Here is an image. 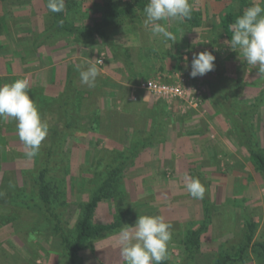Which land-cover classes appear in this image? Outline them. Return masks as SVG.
Returning <instances> with one entry per match:
<instances>
[{
	"label": "rangeland",
	"instance_id": "rangeland-1",
	"mask_svg": "<svg viewBox=\"0 0 264 264\" xmlns=\"http://www.w3.org/2000/svg\"><path fill=\"white\" fill-rule=\"evenodd\" d=\"M65 1L81 4V10L86 14L83 18L84 21L78 14L81 18L79 20L75 18L76 14H71L67 10V13L70 14L69 21L74 27L77 26L80 28L84 25L93 26L94 23L100 22L104 10L103 5L107 0ZM120 1L123 3L129 0ZM101 2L102 4H100ZM189 2L193 6V11L197 8L200 9L196 13L199 15L200 22L202 23L203 21V25L206 24L210 27V30L208 32L206 30V32L209 34L208 37L211 36V25L217 22L223 14L226 3H219L213 0H189ZM228 3L230 2L228 1ZM230 4L234 6L232 1ZM11 8L14 11L13 15L10 12ZM75 9L77 8L71 11ZM91 10H94V14L100 15L98 20H91L92 17L88 14ZM135 11L131 17L123 18L122 24L109 29L111 31V40L114 44H116L115 37L118 36V29L120 27L122 28L128 24L127 27L130 28L135 23L137 24L139 17H142L138 14L137 10ZM47 13L48 9L46 8L44 0H0V38L7 36L6 38L10 37L12 39L13 33L9 32L10 22H12V25H23L22 31L24 32L26 29L24 34L29 36L28 43H30L27 47V56L30 60L36 59L38 48H34L31 43L34 42L36 34L43 31L49 25V22H51L50 16L47 18ZM93 19H96V16ZM88 20L91 21L90 24L86 23ZM172 21L173 23H177L175 20ZM26 25L27 27L25 28L24 26ZM179 25H181L180 22H178ZM5 28L7 31H5ZM14 28L15 26H13ZM136 28H138L137 32L140 35L145 33L144 27L138 25ZM189 28L191 29L192 27ZM16 37L17 35L13 39H16ZM197 38L203 40L200 36H197ZM60 39L64 40V38L59 37L50 38L49 48L60 41ZM96 39L100 40L97 36L94 37V40ZM203 41V46L210 45L209 40L208 42H205V39ZM97 44L91 45L97 46ZM100 45H102L100 55L104 62V58L107 57L108 53H111L107 45L103 43ZM192 49V45L189 43V51L193 53ZM135 56L139 60L137 53ZM240 64L243 65L244 71L246 69L255 71L254 68L246 65L242 59L238 58L234 62V67H230V70L227 67L228 65L225 67L215 65V69L203 77L191 79V83L189 84L192 88L200 87L204 91L196 107L179 99L167 101L168 112H172L171 115L174 116V119H177L178 116L176 114L178 111H182L183 114L181 115L183 117L188 116L190 121L197 122L199 126L189 129L193 131L191 134L201 132L205 136L206 133L207 135L214 136L212 140L214 141L213 145H215L213 148L215 160L211 161L210 159V163L209 159H205V161L202 159L198 160L201 161L202 166L200 168L204 176L203 186L205 187L204 198L197 201L201 203L200 211L198 209L195 210L196 207L194 209L187 207V202L192 197L184 190L183 175L188 170L185 166L179 170L181 174H175V171H173L174 167L172 166L173 162L170 160L159 159L157 162L155 161L157 165H149L147 159H136L138 157L137 155L134 158L135 160L132 166H129L124 171L122 180L127 192V199L130 202L137 203L131 212L129 226L134 225L137 217L140 215H159L164 218L165 222L173 226V235L168 246V259L165 261L166 264H214L216 255L226 243V246L231 248L242 240L241 230L245 218L257 222L254 239L257 240L260 237H264V179L254 172L253 166L249 162L248 153L239 145L237 137L229 130L230 123L222 116L219 106L214 103L210 91L211 85L215 84V80L218 77V71L225 70L226 76L234 80L241 78L245 82L238 102L243 107L252 105L256 98L264 91V78L248 79L249 82L247 83L244 75L241 77L237 76L238 70L242 69ZM235 67L236 69H234ZM68 70L69 68L67 69V73ZM128 78H130L129 75ZM123 102L129 103L128 98L122 97L120 103ZM259 107H261L259 112L249 122L257 134V147L264 148V104ZM173 116L169 117V120L173 119ZM125 120L129 121L127 124L130 126L126 129L123 127L126 124L124 123ZM112 122L111 125L114 126L115 131L113 133L109 132V134L116 136L115 138H104L99 135L102 138L101 143L95 146L96 136L89 135L88 139L70 138L66 144V149L70 150L69 173L63 179L58 178L56 184H54V190L58 193L62 191L68 201L63 215L67 228L73 227L79 215L80 205L88 201L90 193L99 184V173L101 174V169L97 168L96 164L99 157L101 155L103 156V154L100 155L102 150L108 151L127 146L126 140L128 139V135H126L125 142H123L124 130L128 131L134 125L130 120L118 119L116 116ZM149 123L150 121H146L143 123V126L147 128ZM2 135L3 133L0 129V264H68L69 262L64 257L61 258L60 252L56 251L57 244L53 242V239L49 238L45 240L49 235L43 236L33 232L34 234L32 235L34 237L28 240L29 235L20 232L24 230L25 223L20 220V222L13 224L11 217H8L10 210L15 207L10 202L6 204L2 202L7 197V193L3 187L5 184H8L7 191L9 192V190H13L12 187L9 188L11 184L18 187H23L26 184L25 186L28 192L29 186L28 180L25 177V171L33 169L35 162L34 159L29 160L25 156L24 147L19 141V138L13 141L12 139H6L5 133ZM118 135H121V137L117 140ZM99 136L97 135V137ZM6 152L10 154L8 155V159L3 161L2 159ZM143 162H146L147 167L146 165L145 167L143 166ZM138 165L141 166L140 169L144 172L138 175H132V169L139 167ZM158 167L161 168L158 169V172H154ZM205 182L207 185L212 182V191L206 188L204 185ZM114 206V202L110 200L101 201L95 210L96 219L110 221L114 213ZM205 206L207 207L204 211ZM206 214H208L207 218ZM189 216L193 218L189 220ZM29 219L31 221L30 217ZM202 226H205L204 230H201ZM44 228L43 231L46 232L51 229V226H44ZM197 229L201 230V240L199 242V248L193 250L190 249L186 241L191 232ZM117 233L114 232L105 238L93 241L88 247L77 253L74 259L76 260L75 263L123 264L119 255L120 245ZM35 253L37 256H35V259H32V255ZM249 254L252 259L249 264H257L251 251Z\"/></svg>",
	"mask_w": 264,
	"mask_h": 264
},
{
	"label": "trees",
	"instance_id": "trees-1",
	"mask_svg": "<svg viewBox=\"0 0 264 264\" xmlns=\"http://www.w3.org/2000/svg\"><path fill=\"white\" fill-rule=\"evenodd\" d=\"M44 1L46 5L47 0ZM213 1L225 2L226 5L223 14L215 22L216 24H213L214 27L211 30V35L213 36L209 37L225 38L226 40L230 39L231 36L228 31V25L246 7L256 3H261V6L264 7V0ZM228 1L230 3L232 1L234 6ZM147 3L148 0H129L123 3L120 0H107L103 5L104 10L100 22L94 23L93 26L84 25L79 28L77 26L74 27L69 21L70 14L67 13V10L71 14H76L75 18L78 20L81 19L80 17L83 19L86 14L81 10V4L65 1V10L62 13L48 11L47 18L50 16L51 22L42 32L36 34L34 42L31 44H33L34 48H38L42 44H49L50 38L59 37L67 38L68 40L71 36H74V39L80 45L97 44L99 40H94V37L97 36L101 43L107 45L114 59L121 60L125 73L131 74L133 54L131 50L124 49L113 43L109 29L122 24L123 18L131 17L135 10L143 12V8ZM74 8L77 9L71 11ZM187 21L192 28L201 26L199 15L196 12L192 11L191 19ZM218 33L219 36H217ZM163 57L147 54L145 59L157 60L163 59ZM218 72L215 84L211 85L210 89L213 101L219 106L222 116L229 121V130L237 137L239 145L248 153L249 162L253 166L254 172L264 179V148L257 147V134L249 122L259 112L261 108L259 106L264 104V91L252 105L243 107L238 100L239 95L243 91L244 80L241 78L234 80L226 76L225 70ZM141 80H146V78L142 76ZM85 91V85L80 83L76 65L70 66L62 90L55 95H43L40 98V101L42 99L40 103L34 100L36 94L40 91L37 89L31 91L35 96V98L31 99L35 101L42 119L49 126L48 135L40 146L39 154L34 158V168L25 171L29 186L28 192L26 184L23 187L11 184L9 188L12 187L13 190H9V192L7 191L8 184L3 187L7 197L2 202L5 204L10 202L15 207L8 213L12 223L15 224L20 222V220L25 223L24 230L20 232L23 234L27 233L29 235L28 240L34 237L32 235L34 234L33 232L43 236L49 235L45 240L53 239V242L57 244L56 251L60 252L61 258L64 257L69 262L68 264H76L74 259L77 253L88 247L93 241L118 232L123 225L129 226L131 212L137 203L130 202L127 199V192L122 180L124 171L129 166H132L134 158L143 150L153 144L156 145L164 141L167 129L166 121L171 117V114L166 111L167 101L159 99L151 112L140 113L139 118L135 119L141 123H134V127H131V138L127 146L108 151L102 150L100 155L103 154V156L99 157L96 164V167L101 169L99 184L90 193L88 201L80 205L79 215L73 227L67 228L63 215L68 201L62 191L58 193L54 190V184H56L58 178L63 179L69 173L70 150L66 149V144L70 138L88 139L89 135L96 136L95 146L101 143L102 138L100 136L115 138L116 136L109 134V132L113 133L115 131L114 126L111 124L115 116L118 119L121 118L117 117L114 111L112 116L109 115V112V114L102 112L103 110L94 103L95 100L92 101L90 97H85ZM134 93L136 100L141 101V97L146 91L136 86ZM124 97L128 98V95ZM119 100L120 102L122 101L121 98ZM119 100L111 102L110 107L113 110H116V106L119 105L123 111L134 107L133 104L135 103H120ZM129 104L131 107L128 106ZM147 120H150V123L145 128L143 123ZM97 135L100 136L97 137ZM9 154L6 152L2 160H7ZM191 175L199 178L202 184L204 183L202 177L197 173H193V170ZM103 200H110L115 204L114 213L110 221L97 220L95 217V210ZM206 207H204V211ZM207 216L208 214H206V218ZM44 226H51V229L45 232L43 231L45 229ZM13 227L15 229L14 225ZM242 227V240L231 248H228L226 243L216 255L214 264H249L252 261L249 254L250 251L257 264H264V237H260L257 240L254 239L257 222L245 218ZM201 228V230H204L205 226ZM201 230L197 229L191 232L186 241L190 249L199 248ZM29 250L31 251V249ZM35 256H37L36 253L32 255V259H35ZM164 264H166L165 261Z\"/></svg>",
	"mask_w": 264,
	"mask_h": 264
},
{
	"label": "crops",
	"instance_id": "crops-1",
	"mask_svg": "<svg viewBox=\"0 0 264 264\" xmlns=\"http://www.w3.org/2000/svg\"><path fill=\"white\" fill-rule=\"evenodd\" d=\"M100 4H102V2ZM10 10L9 11L12 12L13 15V9L11 8ZM197 10L200 9L197 8L193 12H198ZM88 14L92 17L91 20H98L100 17L99 14H94V10H91ZM138 14L142 17L138 18L137 24L135 23L130 28L127 27L128 24L124 25L122 28L120 27L118 29L119 34L115 37L117 45L124 49L131 50L133 54L132 73L125 74L121 60H115L114 57L108 53L107 57L104 58L103 64H97V67L100 68L101 71L97 77L95 88L89 89L85 85V97H90L92 101L95 100L94 103L103 110L102 112L106 114L110 113L109 115L112 116L114 111L117 117L119 116L122 119L130 120L133 125L134 123H141L139 120L135 119L139 118L140 113L151 112L155 103L159 100L149 95L147 92L141 97V101L136 100L134 89L138 86L140 81H143L141 80L142 76L146 78V80L156 79L165 83H178L183 80L189 84L191 83L190 80L193 79L190 77L189 71H191V60L194 53L205 50L210 51L216 57L215 65L221 67L228 65L227 67L229 70L230 67H234V62L238 59V54L229 49L225 43V38H210L213 35L208 37L209 34H207V32L210 27L206 24L203 25V21L200 27H194L193 30L189 28L190 24L187 20L179 26L178 22L173 23L172 20L162 21L161 23L165 24L168 31L175 37L174 41H165L161 37L154 36L150 29L145 28L143 24L144 13L138 11ZM94 16H96V19H93ZM86 23L90 24L91 21L88 20ZM213 24L216 23H212V29L214 27ZM138 25L144 27L145 33L143 35L137 32L138 28H136V26ZM13 26H15L14 29ZM24 27L26 28L27 25ZM22 30L23 25H12V22H10L9 32L13 33L12 39L10 37L6 38L7 36L5 38H0V85L12 83L16 79L26 78L29 81L30 98H35L34 93H31L33 89H37L41 92L36 94V98L34 99L36 102L38 101L41 103L42 99L40 101V98H42L43 95L53 96L62 90L67 79V69L70 68V66L86 65L88 61L96 63V60L101 57L102 45H100V40L97 46H92L91 44L80 45L76 42L74 36H71L68 40L67 38H64V40L60 39V41L55 45L53 44L50 48L48 46L49 44H42L38 47L36 59L30 60L26 55V53H28L27 47L30 44L28 43L29 36L24 34L26 29L24 32ZM5 31H7L6 28ZM16 35V39H13ZM197 36L202 37L203 40L205 39V42L209 40L210 45L203 46L204 41L201 40V38H197ZM217 36H219V33ZM189 43L192 45L193 53L189 51ZM136 53L139 56V60L135 56ZM147 54L164 57L163 59L149 60L145 59ZM231 64L232 66H230ZM240 67L242 69L238 70L237 76L241 77L244 75L247 83L249 82L248 79L261 78L257 76L256 69L255 71L249 69L244 71L242 64H240ZM234 69H236V67ZM128 75L130 78H128ZM126 95H128L129 102L135 103L133 104L135 107H133L134 109H125L123 111L120 105L116 106V110L110 107L112 101H118ZM128 106L131 107L130 104ZM166 111L168 112V109H166ZM169 113L172 114V112ZM181 114H183L182 111H178L176 114L178 116L177 119H174V116L171 115L173 119H168V121H166L167 129L164 142L156 145L153 144L151 147L146 148L136 159H147L149 165H157L156 162L159 159L170 160L173 162L172 166L174 167L173 171H175V174H181L179 170L185 166V168L188 169L186 173L191 175L193 170V173L200 175L204 181V176L200 168L202 166L200 163L201 161L198 160L202 159L205 161V159H209V163L210 159L211 161L215 160L213 154L215 145H213L214 141L212 140L214 136L207 135V133L205 136L203 133L201 134V132H194L191 134L193 131L189 129H193L199 125L196 121H190L188 116L183 117ZM127 122L129 121H124V123H126L123 125L125 129L130 127ZM15 128L16 123L14 120L0 119V129L3 135L5 133L6 139H12L14 141L18 138ZM126 135H128V139L126 140L127 144L129 138H131V130H125L123 142H125ZM120 137L121 135H118L117 140ZM145 163L146 162H143L144 167L146 165ZM140 168L141 166L134 167V169H132V175H138L144 172ZM159 168L161 167L156 168L154 172H158ZM178 176L180 177V175ZM204 185L212 191V182L209 185L205 182ZM197 201V199H189L187 207L190 209L196 207L195 210L198 209L200 211L201 203ZM189 217V220L193 218L192 216Z\"/></svg>",
	"mask_w": 264,
	"mask_h": 264
},
{
	"label": "clouds",
	"instance_id": "clouds-1",
	"mask_svg": "<svg viewBox=\"0 0 264 264\" xmlns=\"http://www.w3.org/2000/svg\"><path fill=\"white\" fill-rule=\"evenodd\" d=\"M49 12L62 13L65 0H47ZM193 6L189 0H148L143 8L144 27L154 36L163 40H175L162 21L175 20L183 23L191 19ZM230 39L225 43L238 54V58L257 70V76L264 78V7L261 3L246 7L228 25ZM172 47V45H171ZM216 57L210 51L194 53L191 60V78L203 77L215 69ZM96 63L77 65L80 83L89 89L95 88L101 69ZM29 81L16 79L12 83L0 85V119H11L16 123V133L24 147V154L34 159L46 139L49 126L41 117L37 105L29 96ZM184 190L193 199L202 200L205 187L199 178L185 173ZM173 226L159 215H140L134 225H123L117 233L119 255L123 264H164L168 259V246L173 235Z\"/></svg>",
	"mask_w": 264,
	"mask_h": 264
},
{
	"label": "built area",
	"instance_id": "built-area-1",
	"mask_svg": "<svg viewBox=\"0 0 264 264\" xmlns=\"http://www.w3.org/2000/svg\"><path fill=\"white\" fill-rule=\"evenodd\" d=\"M138 87L155 98L165 101L179 99L194 107L198 105L204 92L200 87L192 88L183 80L178 83H165L156 79H147L140 81Z\"/></svg>",
	"mask_w": 264,
	"mask_h": 264
}]
</instances>
